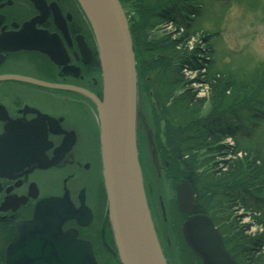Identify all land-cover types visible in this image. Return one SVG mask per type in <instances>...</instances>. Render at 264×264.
Listing matches in <instances>:
<instances>
[{"label":"flooded vegetation","instance_id":"af4514ba","mask_svg":"<svg viewBox=\"0 0 264 264\" xmlns=\"http://www.w3.org/2000/svg\"><path fill=\"white\" fill-rule=\"evenodd\" d=\"M74 88L103 99L97 45L76 0H0V264H7L16 223L32 220L47 199L69 203L77 211L74 217L61 204L67 216L62 232L76 231L91 244L98 264H122L108 218L96 107ZM144 106L138 129L142 138L151 128ZM138 146L141 150L139 135ZM159 162L157 169L152 160L148 171L141 158L147 185L149 172L155 177L162 166H170L160 157ZM149 188L153 220L173 264L168 222L163 212L157 214V192L151 183ZM27 259L49 264L50 258Z\"/></svg>","mask_w":264,"mask_h":264},{"label":"water","instance_id":"95a60500","mask_svg":"<svg viewBox=\"0 0 264 264\" xmlns=\"http://www.w3.org/2000/svg\"><path fill=\"white\" fill-rule=\"evenodd\" d=\"M76 2L97 45L103 99L81 89L73 90L91 99L96 107L108 218L119 259L122 264H169L144 186L137 136L143 118L140 78L126 13L119 0ZM79 41L88 51L84 40L79 38ZM146 135L153 164L159 169L151 128L147 127ZM175 188L178 210L185 216L182 235L192 253L201 264H237L224 248L213 220L195 213L196 193L191 184L179 180ZM62 203L65 202L44 200L37 206L32 220L16 223L13 240L6 250L7 264H23L24 258L27 262L32 256L50 258L49 264H98L91 244L79 239L76 231L62 232L67 217ZM67 208L77 217V211L69 203ZM39 261L38 264H46Z\"/></svg>","mask_w":264,"mask_h":264},{"label":"trees","instance_id":"16d2710c","mask_svg":"<svg viewBox=\"0 0 264 264\" xmlns=\"http://www.w3.org/2000/svg\"><path fill=\"white\" fill-rule=\"evenodd\" d=\"M127 1L132 2L138 15L136 23L129 24L140 74L142 63L146 62L149 53V31L174 21L178 26L186 27V35L189 38L195 33L194 26L190 23L192 20L186 21L183 18L186 15L193 18L198 14L199 7L194 5L198 0H120L123 8ZM168 37L165 36L153 44L154 49H159L160 53L156 57L166 61L165 67H159L156 79L159 81V98H165L169 103L165 107L169 118L166 139L169 140L171 148L167 152V161L173 168L174 162L184 155L183 151L191 152L192 149L197 151L196 154L205 151V155L219 157L221 162L212 161V165H209L211 161L204 165L196 159V163L201 166H208L207 170L203 171V178L191 183L197 195V212L212 218L222 235L224 248L238 264H264V233L254 237L248 236L246 231L238 226L235 218H231L232 208L228 206L231 200L239 199L238 195L247 193L255 194L262 201L264 199V149L242 143L238 138L242 134L251 135L255 129L252 124L260 122L259 113L264 115V66L258 65L256 70L259 72L250 74L251 77L244 76L240 80L231 79L224 71L209 73L208 77H213L212 80H207L212 90L211 106L208 115L202 116L201 111L206 100L199 99L191 89H186L180 96L174 95L175 90L181 88L185 81L181 75L180 61L188 63L189 59L181 58L176 49L179 46L176 44L171 43L169 46ZM167 49L169 53H162ZM171 55L176 57V66L169 60ZM155 70L158 71V67H155ZM217 73L220 76L216 78ZM260 78L263 79L259 83ZM227 138L235 140L234 145H225ZM154 140L160 153L157 135H154ZM181 142L186 144L183 146ZM211 160L214 159L211 157ZM208 194L213 199L212 210H207L202 204ZM220 210L222 211L219 213ZM217 215L222 219V225ZM259 225L264 230V219ZM198 260L201 263L199 258Z\"/></svg>","mask_w":264,"mask_h":264},{"label":"rangeland","instance_id":"374dc122","mask_svg":"<svg viewBox=\"0 0 264 264\" xmlns=\"http://www.w3.org/2000/svg\"><path fill=\"white\" fill-rule=\"evenodd\" d=\"M131 3V1L125 2L124 10L128 21L136 23L138 15ZM194 5L199 7L198 14H195L193 18H191L192 16L189 18L187 15L183 18L186 21L192 20L190 23L194 26L195 33L191 38L186 35V27L178 26L174 21L167 26L163 25L148 32L149 53L146 62L142 63V73L139 74L141 105L142 103L145 104L143 108L145 109V116L148 118L153 135L158 137L159 157L164 164L168 160L167 152L171 150L169 140L166 139L169 118L165 113V107L169 103L165 101V98H159V81L156 77L160 71L159 67H165L164 62L166 61L156 57L160 53L159 49H154L153 44L155 42L169 36V46L171 43L176 44L179 46L176 49L180 52L181 58L189 59L190 63L188 61V63H181L180 61L181 75L187 84L184 81L183 85L180 86L181 88L175 90L174 95L180 96L186 89H191L199 99L206 100L201 111L202 116L208 115L211 106L212 90L211 86H208L207 80H212L213 77H208L209 73L224 71L228 74L225 75L231 79L240 80L244 76L251 77L250 74L255 75L259 72L256 70L258 65L264 66V0H198ZM181 23L183 24V21ZM169 52L167 49L162 53ZM157 59H159L158 62ZM169 60H171L172 65H177L175 56L171 55ZM155 67H158V71L155 70ZM262 73L264 74V72ZM219 76L217 73L216 78ZM262 79H258L259 83ZM258 122L259 124H252L255 129L251 135L238 134V138L242 143L264 149V115L261 113L258 115ZM141 140L145 168L151 171L153 169L152 158L147 145V137L144 135ZM234 142L235 140L232 138H227L224 144L232 146ZM182 143L183 146L186 144ZM191 152L183 151L184 155L174 162L173 168L171 163L167 161L170 165L167 170L161 165L163 168L159 175L150 176L153 175V172H149L150 175L147 178L150 181L148 185L150 186L151 183L152 189L157 192V195L154 196L156 212L157 214L159 211L163 212L164 218L168 222L170 236L168 237L167 249L173 264H200L198 257L192 253L182 236L184 218L177 209L175 186L179 180L192 183L194 180L203 178L205 173L203 171H206L208 166H201L198 162L196 163L197 158L204 165L208 161H211L209 165L220 161L219 157L216 158L210 154L205 155V151L196 154L197 151L192 149ZM262 153L264 157V151ZM211 157L214 160H211ZM153 184H155L156 189ZM238 196V200H231L228 204L232 208L230 211L231 218H235L238 226L242 227L248 236L261 235L264 230L259 223L264 219V199L262 201L258 196L250 193ZM211 197L213 196L211 195ZM202 204L205 205V208L207 207V210H212L213 199L210 198L209 194L203 199ZM218 215L217 219L222 225V219ZM262 250L264 251V248Z\"/></svg>","mask_w":264,"mask_h":264},{"label":"bare ground","instance_id":"6f19581e","mask_svg":"<svg viewBox=\"0 0 264 264\" xmlns=\"http://www.w3.org/2000/svg\"><path fill=\"white\" fill-rule=\"evenodd\" d=\"M120 1V0H119ZM124 9V8H123ZM125 11V10H124ZM127 16V15H126ZM128 19V18H127ZM129 22V21H128ZM129 26H130V24H129ZM92 31V30H91ZM93 34V33H92ZM132 35V34H131ZM95 39V38H94ZM132 39H133V37H132ZM96 43V42H95ZM133 44H134V41H133ZM139 135V141H140V144H141V150H140V162H141V158H143V160H144V156H143V149H142V145H143V143H142V137H143V135H142V133H138L137 134V136ZM142 156V157H141ZM145 163V162H144ZM142 172H143V170H142ZM143 177H144V175H143ZM144 186H145V191H146V195H147V200H148V202H149V199H148V191H151L150 190V188H149V186L146 184V182L144 181ZM153 187L156 189V187H155V185L153 184ZM156 227V226H155ZM156 231H157V229H156ZM157 234H158V231H157ZM158 236H159V234H158Z\"/></svg>","mask_w":264,"mask_h":264}]
</instances>
